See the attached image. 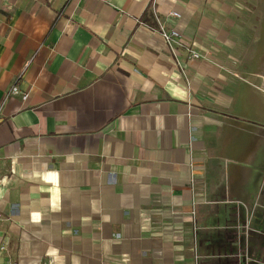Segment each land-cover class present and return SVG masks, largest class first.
I'll return each instance as SVG.
<instances>
[{"label": "crops", "instance_id": "0c3cea01", "mask_svg": "<svg viewBox=\"0 0 264 264\" xmlns=\"http://www.w3.org/2000/svg\"><path fill=\"white\" fill-rule=\"evenodd\" d=\"M252 261L264 0H0V264Z\"/></svg>", "mask_w": 264, "mask_h": 264}, {"label": "built area", "instance_id": "2783aa9c", "mask_svg": "<svg viewBox=\"0 0 264 264\" xmlns=\"http://www.w3.org/2000/svg\"><path fill=\"white\" fill-rule=\"evenodd\" d=\"M170 16L178 17L179 15L176 12H171ZM153 19H154L153 26L148 25V24H145V26L148 27L153 33L157 34L162 39V41L164 42L166 47L169 49L170 53L172 54L174 58L177 57V53H176L177 48H182L188 51L190 60L192 61H195L201 58L199 53H197L194 50H191L186 44H184L182 40V36L176 30L165 29L155 14L153 15ZM9 96H20L23 101L27 99V94L21 93L16 84H14L10 88V90L7 92L6 97H9ZM190 183H192V180L190 181ZM252 262L256 264H261L255 261H252Z\"/></svg>", "mask_w": 264, "mask_h": 264}, {"label": "rangeland", "instance_id": "374dc122", "mask_svg": "<svg viewBox=\"0 0 264 264\" xmlns=\"http://www.w3.org/2000/svg\"><path fill=\"white\" fill-rule=\"evenodd\" d=\"M234 1H236V2H238L239 4L241 3L242 4V2H244V0H234ZM236 16V15H235ZM242 17H244V15H238V16H236V20L237 21H241V20H245V19H243ZM254 18V17H253ZM254 20V19H253Z\"/></svg>", "mask_w": 264, "mask_h": 264}]
</instances>
